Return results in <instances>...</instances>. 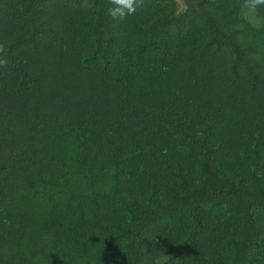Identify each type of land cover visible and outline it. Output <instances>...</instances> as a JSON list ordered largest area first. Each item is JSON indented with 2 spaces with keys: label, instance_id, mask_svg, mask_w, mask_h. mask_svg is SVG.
<instances>
[{
  "label": "trees",
  "instance_id": "1",
  "mask_svg": "<svg viewBox=\"0 0 264 264\" xmlns=\"http://www.w3.org/2000/svg\"><path fill=\"white\" fill-rule=\"evenodd\" d=\"M183 1L0 0V264H264V31Z\"/></svg>",
  "mask_w": 264,
  "mask_h": 264
},
{
  "label": "clouds",
  "instance_id": "2",
  "mask_svg": "<svg viewBox=\"0 0 264 264\" xmlns=\"http://www.w3.org/2000/svg\"><path fill=\"white\" fill-rule=\"evenodd\" d=\"M139 4L140 0H109L106 14L123 22L137 12ZM233 7L236 8L234 16L238 21L235 27L264 31V0H238ZM167 259L168 255L164 254L163 260ZM152 264H162V261L157 259Z\"/></svg>",
  "mask_w": 264,
  "mask_h": 264
},
{
  "label": "rangeland",
  "instance_id": "3",
  "mask_svg": "<svg viewBox=\"0 0 264 264\" xmlns=\"http://www.w3.org/2000/svg\"><path fill=\"white\" fill-rule=\"evenodd\" d=\"M177 1L179 3L180 9L183 10L185 8V6H186L185 3H184V1L183 0H177Z\"/></svg>",
  "mask_w": 264,
  "mask_h": 264
}]
</instances>
